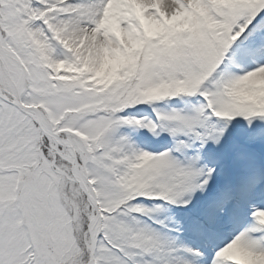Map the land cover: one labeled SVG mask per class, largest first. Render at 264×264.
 Wrapping results in <instances>:
<instances>
[{
  "label": "snow or ice",
  "instance_id": "snow-or-ice-1",
  "mask_svg": "<svg viewBox=\"0 0 264 264\" xmlns=\"http://www.w3.org/2000/svg\"><path fill=\"white\" fill-rule=\"evenodd\" d=\"M0 264H264V0H0Z\"/></svg>",
  "mask_w": 264,
  "mask_h": 264
}]
</instances>
